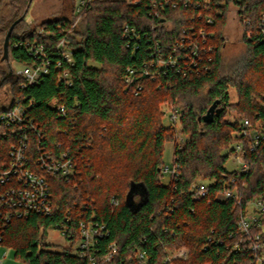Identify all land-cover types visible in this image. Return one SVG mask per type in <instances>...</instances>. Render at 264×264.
I'll return each mask as SVG.
<instances>
[{"label": "trees", "instance_id": "trees-1", "mask_svg": "<svg viewBox=\"0 0 264 264\" xmlns=\"http://www.w3.org/2000/svg\"><path fill=\"white\" fill-rule=\"evenodd\" d=\"M155 1L156 7L151 0L138 5L95 0L75 17V0H70L69 13L31 28L26 15L33 0H0V53L10 26L24 17L10 39L11 60L33 65L37 59L27 44L38 43L44 45L51 63L49 74L39 84L21 90L22 80L17 76L9 92L13 100L23 98L28 116L38 126L31 135L29 154L38 155L37 134H41L45 149L69 153L77 167L72 181L48 177L52 216L15 219L8 227L2 244L20 262L81 264L83 260L66 250L55 252L43 243L47 232L70 218L68 239L78 237L81 220L106 225L108 235L98 244L100 255L112 244L117 247L108 264H133L131 258L139 252L146 254L147 264H253L249 237L237 224L250 201L264 199V151L249 153L246 147L245 158L254 165L245 173L226 169L231 154L223 153L236 141L233 135L244 120H264V34L260 28L264 0H211L210 6L205 0L188 4L176 0L179 6L165 5L164 10L160 3L167 0ZM232 5L249 55L230 76L223 73L221 55ZM154 11L160 15L156 17ZM208 16L213 17L212 24L206 22ZM126 24L137 31L138 40L125 38ZM201 31L204 46L212 47V52L198 64L200 71L184 75L172 68L159 69L157 45L168 57L183 35L190 34L203 44ZM62 40L73 53L71 65L56 50ZM248 70L249 79L244 74ZM230 89L237 92V104L230 102ZM54 99L65 106V115L51 105ZM163 103L179 115L168 127L163 124ZM214 104V120L200 121ZM3 110L4 105L0 106ZM229 110H236V120L227 119ZM180 132L187 141L174 145L178 176L164 184L165 142H172ZM6 146L8 142L0 143L4 158ZM208 180L212 181L208 198H194L193 183ZM235 188L240 203L216 200L218 193ZM130 194L134 207L126 201ZM183 248L189 252L186 260L167 261L168 255Z\"/></svg>", "mask_w": 264, "mask_h": 264}, {"label": "built area", "instance_id": "built-area-1", "mask_svg": "<svg viewBox=\"0 0 264 264\" xmlns=\"http://www.w3.org/2000/svg\"><path fill=\"white\" fill-rule=\"evenodd\" d=\"M95 0H76L74 4V16L79 17ZM127 4L138 5L141 0H124ZM152 6H157V1L151 0ZM183 4H188L190 0H180ZM240 1V0H234ZM206 4L210 6L211 0H205ZM160 3V7L164 10L165 5L171 4L173 8L180 5L176 0H167ZM154 15L158 17V11H154ZM213 17L208 16L206 22L213 23ZM245 24L249 22L245 21ZM261 32L264 34V13L261 20ZM44 30H38L42 34ZM123 33L126 39L132 40L139 38L137 31L129 25H124ZM203 44H198L195 37L183 35L181 42L174 47V50L168 57H165L160 44L156 46L159 48V69H176L187 75L191 70L200 71L199 63L202 62L205 55H210L212 47L204 46L206 39L203 36ZM251 35V34H250ZM30 55L37 59L33 65L24 66L18 72V77L21 78L20 88L26 89L29 86L37 85L40 81L49 74L50 59L47 51H45L43 44L28 43ZM58 55L63 58L64 62L73 64L74 58L71 49L67 48L64 40L56 47ZM134 48H137L135 45ZM60 63L57 64V67ZM64 79L68 78V71L64 73ZM131 79H127L130 83ZM53 106L57 107V111L61 115L66 114L65 106L59 104L57 99L52 101ZM5 110L0 111V143L8 142L6 146V157H2L0 152V250L4 246L2 244L3 238L8 230V227L15 219H27L32 215L52 216V186L49 181V176H61L63 179L72 181L77 175V167L74 158L69 153L61 152L54 153L51 150L45 149L43 136L37 134L38 155L32 158L29 154L32 143V133L38 130L37 124L28 116L27 108L24 106L23 98L13 100L12 97L4 105ZM177 110H171V118L173 122L178 120L179 115ZM240 130L233 136L235 142L228 153L231 158L239 165V172H248L253 167V160H247L246 147L249 148V153L260 154L264 151V120L258 119L255 123L250 120H244L240 125ZM178 166L172 168L164 167L162 171V178L165 174H169L170 178L177 177L176 173ZM209 183L203 182L193 183L191 192L196 199H204L209 196ZM216 200L233 199L240 203V196L238 190L227 189L216 195ZM113 204L117 201L113 199ZM249 205V215L247 214ZM67 218L65 223L56 226L54 231H60L65 238L68 239V227L66 222H70ZM264 199L257 198L247 204L246 212L240 215L238 221L239 231L249 237V247L254 253L253 264H264ZM254 228H260V231L254 232ZM51 231V230H50ZM108 235L106 225L99 224L93 220H81L78 224V237L68 239L71 245L67 248L59 250L54 247L50 249L55 252L62 253L66 250L71 256L83 260L81 264H108L112 257L117 253V247L112 244L106 254L100 255L98 244L100 240ZM12 253L11 248L4 254V258ZM189 252L183 248L173 254L168 255L167 261L174 259L186 260ZM146 254L144 252L137 253L131 261L133 264H147ZM4 262L0 259V264Z\"/></svg>", "mask_w": 264, "mask_h": 264}, {"label": "rangeland", "instance_id": "rangeland-1", "mask_svg": "<svg viewBox=\"0 0 264 264\" xmlns=\"http://www.w3.org/2000/svg\"><path fill=\"white\" fill-rule=\"evenodd\" d=\"M70 0H33L32 5L30 6L29 12L26 15V21H27V27L30 26L35 27L36 25H39L41 22L45 20H52L56 17H59L60 15H64L69 13L70 8L67 6ZM76 3V0H75ZM243 34L244 29L242 24L239 21L237 10L234 5L230 7L229 14H228V20L227 23L223 29V35L225 38V46L222 50V58H223V73L227 75H233V72L236 70V68L240 67L242 62L246 61L249 55V50L246 47L244 41H243ZM3 55V50L0 53V59ZM8 64L5 65L6 69L13 70L15 74L17 75L19 71H21L24 67L23 64L18 63L14 60H11L9 57ZM2 63V61H1ZM9 66V67H8ZM8 67V68H7ZM245 77L249 79V77L252 75L249 70L244 72ZM18 76V75H17ZM4 91H0V100H3L0 102V106L5 105L8 100L10 99V93L7 95L3 94ZM230 95V102L233 104H237L239 97L237 95V92L234 89L229 90ZM162 110H166V114H164L163 118V124L168 127L173 124V120L171 118L170 111L168 110V106L166 103H163L161 105ZM236 111V110H235ZM235 111L229 110V115H227V119L229 120H236L238 115ZM187 141V136L183 133H177L173 139V141L165 142V148H164V155H163V162L164 167H173V161H174V153H175V144H181L183 145ZM233 147V146H231ZM228 150L224 151L223 154H227ZM239 165L236 163V161L232 158H230L226 163V169L229 171L239 170ZM171 180L169 174H165V176L162 178V182L164 184H168ZM201 182V181H197ZM203 183H212V181H204ZM249 205L247 214L249 215ZM44 247L48 249H56L62 250L68 247V245H71L69 240L63 236V234L60 231H49L46 233L44 240ZM9 247L3 246L0 250V259H2L4 262L3 264H24L17 260L14 256V253L10 252L7 258H4V254L8 251Z\"/></svg>", "mask_w": 264, "mask_h": 264}, {"label": "flooded vegetation", "instance_id": "flooded-vegetation-1", "mask_svg": "<svg viewBox=\"0 0 264 264\" xmlns=\"http://www.w3.org/2000/svg\"><path fill=\"white\" fill-rule=\"evenodd\" d=\"M9 57L10 55L8 53V57L4 58V49H3V55L1 56L0 59V91H4L3 92L4 95H7L9 94V92H11L13 81H15L18 78L15 72L11 70V68L7 70L5 67V65H9L7 62ZM1 101L3 100H0V102Z\"/></svg>", "mask_w": 264, "mask_h": 264}, {"label": "water", "instance_id": "water-1", "mask_svg": "<svg viewBox=\"0 0 264 264\" xmlns=\"http://www.w3.org/2000/svg\"><path fill=\"white\" fill-rule=\"evenodd\" d=\"M24 19V17H21L20 19H18L17 21H14V23L10 26L7 35H5V39H4V58L8 57V53H9V44H10V39L12 36V33L15 29V27L18 25V23H20L22 20ZM215 107L216 104H214L209 111L207 112V114L205 116H203V118L200 121H203L204 123H210L214 120V113H215ZM130 206L134 207V201H133V197L130 195H128L127 200H126Z\"/></svg>", "mask_w": 264, "mask_h": 264}]
</instances>
